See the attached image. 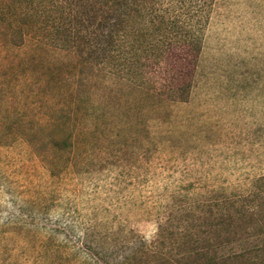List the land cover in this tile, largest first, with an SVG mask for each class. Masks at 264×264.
Here are the masks:
<instances>
[{"label":"rangeland","instance_id":"obj_1","mask_svg":"<svg viewBox=\"0 0 264 264\" xmlns=\"http://www.w3.org/2000/svg\"><path fill=\"white\" fill-rule=\"evenodd\" d=\"M152 2L124 75L103 0H0V264H264V0Z\"/></svg>","mask_w":264,"mask_h":264},{"label":"trees","instance_id":"obj_2","mask_svg":"<svg viewBox=\"0 0 264 264\" xmlns=\"http://www.w3.org/2000/svg\"><path fill=\"white\" fill-rule=\"evenodd\" d=\"M103 5L108 9V13L102 16V22L96 26L91 20L93 18H88V26L94 29L87 33L86 40L85 37L80 38L85 40L83 45L87 46V55L92 57L100 54L101 63L113 64L111 70L124 71V75L129 73V69L124 68L125 63L129 67H137L136 64L140 61H148L153 51L161 48L164 39L168 38L159 34H167L178 24L179 16L174 13V8L160 10L153 6L152 0H103ZM67 34L71 37L70 31ZM78 34L79 31H75L72 46L78 43ZM89 36L94 38L92 43L88 39ZM77 50L81 52L80 49ZM163 53L162 48L158 57ZM142 56L144 60H141ZM135 67L132 73L136 70ZM53 129L58 132L49 134L51 143L57 147H69L70 134L61 127L54 126Z\"/></svg>","mask_w":264,"mask_h":264}]
</instances>
